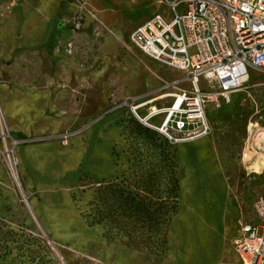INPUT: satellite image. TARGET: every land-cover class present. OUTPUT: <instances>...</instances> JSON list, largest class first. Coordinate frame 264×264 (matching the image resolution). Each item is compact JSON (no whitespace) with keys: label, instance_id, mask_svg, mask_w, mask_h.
Wrapping results in <instances>:
<instances>
[{"label":"rangeland","instance_id":"374dc122","mask_svg":"<svg viewBox=\"0 0 264 264\" xmlns=\"http://www.w3.org/2000/svg\"><path fill=\"white\" fill-rule=\"evenodd\" d=\"M159 9L170 13L162 0H0V126L20 140L11 159L0 142V264L238 263L232 239L264 195V69L204 103V134L182 138L204 125L187 117L163 131L175 92L194 90L132 40ZM170 162L179 208L161 255L83 216L96 182L132 185Z\"/></svg>","mask_w":264,"mask_h":264},{"label":"built area","instance_id":"2783aa9c","mask_svg":"<svg viewBox=\"0 0 264 264\" xmlns=\"http://www.w3.org/2000/svg\"><path fill=\"white\" fill-rule=\"evenodd\" d=\"M162 2L170 13L157 10L133 27L131 35L139 49L185 71L193 85L192 94L187 89L175 92L172 104L165 108L167 114L158 128L167 131L170 121L186 128V117L204 113L206 101L227 102L248 81L252 68L264 69V0ZM152 109L153 116L164 110L154 105ZM205 125L197 132L207 129ZM0 128L1 151L11 159L20 140ZM240 227L233 238L239 264H264V195H256Z\"/></svg>","mask_w":264,"mask_h":264},{"label":"trees","instance_id":"16d2710c","mask_svg":"<svg viewBox=\"0 0 264 264\" xmlns=\"http://www.w3.org/2000/svg\"><path fill=\"white\" fill-rule=\"evenodd\" d=\"M169 165L170 170L147 172L132 185L126 177L101 179L83 216L90 224L116 230L128 244L161 255L168 249L169 226L179 208V178Z\"/></svg>","mask_w":264,"mask_h":264},{"label":"bare ground","instance_id":"6f19581e","mask_svg":"<svg viewBox=\"0 0 264 264\" xmlns=\"http://www.w3.org/2000/svg\"><path fill=\"white\" fill-rule=\"evenodd\" d=\"M250 75L251 74L249 73V76ZM177 104H179V101H177ZM142 105L143 104H132L131 107H132L133 110L136 111V110H139V107L142 106ZM140 118L145 120V121H147L149 119V116H144L143 118L142 117H140ZM191 118L192 119H201L203 121V123L206 124L204 127H207V129H208L209 124L207 123L205 112L204 113H198V114H192ZM204 127L201 128V129H204ZM207 129H204L202 132H197L200 129L191 130V131H189V133H187V135H186L187 137H184V139H189V138H194V137L200 136V135L204 134V132H206Z\"/></svg>","mask_w":264,"mask_h":264},{"label":"crops","instance_id":"0c3cea01","mask_svg":"<svg viewBox=\"0 0 264 264\" xmlns=\"http://www.w3.org/2000/svg\"><path fill=\"white\" fill-rule=\"evenodd\" d=\"M125 1H126V0H125ZM144 20H145V19H144ZM141 22H142V21H141ZM138 24H140V23H138ZM138 24H137V25H138ZM135 26H136V25H135ZM135 26H134V27H135ZM232 240H233V239H232ZM232 242H233V241H232ZM233 248H234V246H233ZM234 249H235V248H234ZM239 262H240V257H239V261H238L237 264H239Z\"/></svg>","mask_w":264,"mask_h":264}]
</instances>
